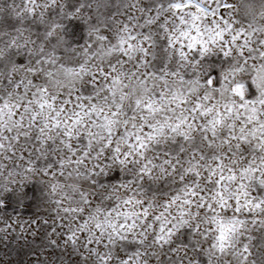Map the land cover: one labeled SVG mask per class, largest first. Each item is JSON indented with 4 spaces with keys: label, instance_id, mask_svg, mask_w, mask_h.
<instances>
[{
    "label": "clouds",
    "instance_id": "9594fccd",
    "mask_svg": "<svg viewBox=\"0 0 264 264\" xmlns=\"http://www.w3.org/2000/svg\"><path fill=\"white\" fill-rule=\"evenodd\" d=\"M0 264H264V0H0Z\"/></svg>",
    "mask_w": 264,
    "mask_h": 264
}]
</instances>
